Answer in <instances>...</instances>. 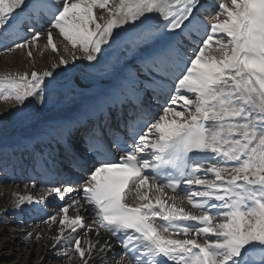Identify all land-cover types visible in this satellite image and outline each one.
I'll list each match as a JSON object with an SVG mask.
<instances>
[{"label":"snow or ice","instance_id":"snow-or-ice-1","mask_svg":"<svg viewBox=\"0 0 264 264\" xmlns=\"http://www.w3.org/2000/svg\"><path fill=\"white\" fill-rule=\"evenodd\" d=\"M0 50L29 63L0 72L18 112L62 65L107 77L44 132L84 174L15 194L45 214L22 229L35 264H264V0H0Z\"/></svg>","mask_w":264,"mask_h":264},{"label":"bare ground","instance_id":"bare-ground-1","mask_svg":"<svg viewBox=\"0 0 264 264\" xmlns=\"http://www.w3.org/2000/svg\"><path fill=\"white\" fill-rule=\"evenodd\" d=\"M208 21L212 20V15L206 16ZM59 43V41H57ZM132 54L123 50H118L113 54V62L118 57H122L125 61L131 59ZM53 61L46 52L43 57L37 58L36 68L44 69ZM93 62L80 61L76 62V67L72 65L61 66L54 71L56 77H67L73 75L70 81V87L67 92L71 98L65 97L66 92L47 94L46 103L37 101L36 105L26 112L16 115V118L9 121L1 129L2 137H0V153L10 150L15 151L12 159H16L19 152H30L31 160H28L29 169L22 172L20 176L14 173H7L0 179V264H5L6 257L15 255L18 262L16 264H35L36 254L30 248H26L22 243V229L25 225H32L37 222L44 213L33 212L30 206H24L23 211L13 210V203L16 193H24L31 191L40 193V186H47L57 179H61V171L57 164L60 153H57L58 146L49 142L44 135L45 129L56 122H59L69 116L75 115L78 111L88 108L96 103L104 90V81L107 77L97 70L88 67ZM29 67L28 61L19 53H6L0 50V72L3 71H24ZM58 73V75H57ZM55 91V89H49ZM162 109L157 110L160 113ZM157 113V114H158ZM99 113L97 117L99 118ZM4 137V138H3ZM6 158V157H5ZM35 164V169L33 166ZM10 167H6L9 169ZM48 170V171H47ZM24 181L27 183L25 184ZM36 182L35 189H25V185ZM13 183L9 186L5 183ZM184 195V194H179ZM56 199V200H55ZM56 201V202H55ZM59 199L49 196L45 203L47 206L56 204ZM52 203V204H51ZM63 202L57 205L59 207ZM7 214H4V210ZM50 208L48 213L51 214ZM72 211H69L71 215ZM90 220V217H89ZM23 222V223H22ZM113 243L115 240L113 239ZM15 244V245H13ZM11 246H13L11 248ZM121 249L116 247L114 252L119 253ZM51 253L48 256L51 257ZM48 263L53 264L49 259ZM99 264V261L97 262Z\"/></svg>","mask_w":264,"mask_h":264},{"label":"rangeland","instance_id":"rangeland-1","mask_svg":"<svg viewBox=\"0 0 264 264\" xmlns=\"http://www.w3.org/2000/svg\"><path fill=\"white\" fill-rule=\"evenodd\" d=\"M209 15H211V14H209ZM72 78H73L72 74H70L67 77H63V78L56 76L55 82L51 87V89H55V91L48 90L46 95L52 94V93H54V94L60 93V92L64 91V92H66L65 97L67 99H70L71 95H70V93L67 92V90L70 87V83H71L70 81L72 80ZM49 79H51V78H49ZM36 103L37 102H34L32 105H30L28 108H26L23 112H18L15 109L17 107H23V106H18V105L11 103V102L0 101V137H2L1 129L5 126V124L7 122L14 120L16 118V115H20V114L26 112L30 108L32 109L36 105ZM4 168H6V166ZM6 175H7V173L0 171V179H2V176H6ZM17 175H20V174H17ZM24 183L26 184L27 182L24 181ZM5 184L9 185V186L15 185L13 183H8V182H6ZM36 194H37V192L34 193V195H36ZM59 203H60V201H57V205ZM57 205L56 204L55 205L54 204L49 205L48 208L51 209L50 212L53 213L55 210H57L59 208V207H57ZM71 215H72V213H71ZM13 245H15V244H13ZM12 247L13 246H11V248ZM16 262H18V260H17L16 256L12 255V254H11V256L6 257V259H5V264H16ZM48 264H50V263H48Z\"/></svg>","mask_w":264,"mask_h":264}]
</instances>
